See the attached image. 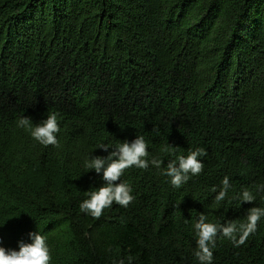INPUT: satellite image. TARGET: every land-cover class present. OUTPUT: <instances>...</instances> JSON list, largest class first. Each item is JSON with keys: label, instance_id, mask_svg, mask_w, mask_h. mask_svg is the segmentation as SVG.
<instances>
[{"label": "trees", "instance_id": "16d2710c", "mask_svg": "<svg viewBox=\"0 0 264 264\" xmlns=\"http://www.w3.org/2000/svg\"><path fill=\"white\" fill-rule=\"evenodd\" d=\"M50 112L59 114L58 148L16 126L22 115L36 123ZM141 134L150 158L204 147V171L177 189L163 167L127 169L135 197L127 208L81 213L99 183L83 158L107 155L95 149L101 141ZM225 175L232 188L217 203L211 188ZM260 183L264 0H0L5 246L41 229L52 264H199L200 213L243 222L264 201L236 197ZM213 264H264V222L240 247L218 239Z\"/></svg>", "mask_w": 264, "mask_h": 264}, {"label": "clouds", "instance_id": "9594fccd", "mask_svg": "<svg viewBox=\"0 0 264 264\" xmlns=\"http://www.w3.org/2000/svg\"><path fill=\"white\" fill-rule=\"evenodd\" d=\"M16 126L27 131L33 140L44 147H60L61 126L57 112H50L45 119L36 123L31 116L22 115L18 117ZM149 147V141L142 134L137 135L131 142H99L95 149L107 155L92 156V151L83 158L85 173L94 172L99 183L94 190L87 192L86 198L80 202V212L98 219L104 210L111 208L114 203L127 208L135 197L132 194V186L122 177L127 169L133 167L141 170L163 167V174L170 178L171 185L177 189L204 171V158L208 155L204 147L189 150L186 155H177L167 161L155 156L150 158ZM164 150L170 151L169 148ZM231 188V177L225 175L218 186L211 188V192L215 193L214 200L217 203L224 201ZM258 197L264 201V183L257 184L255 191L242 188L236 199L243 205L254 204ZM260 222H264V206L248 209L245 220L240 223L229 220L219 224L201 212L194 223L197 246L195 258L199 264H213L218 239L225 238L233 246L240 247L250 235L256 233ZM52 261L53 251L49 238L41 229L29 232L28 239L17 241L15 248L5 246L3 238L0 237V264H52ZM120 264L124 262L120 261Z\"/></svg>", "mask_w": 264, "mask_h": 264}]
</instances>
